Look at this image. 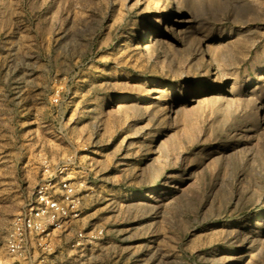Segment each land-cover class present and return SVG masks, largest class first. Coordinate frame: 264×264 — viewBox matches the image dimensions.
Segmentation results:
<instances>
[{
	"label": "rangeland",
	"instance_id": "1",
	"mask_svg": "<svg viewBox=\"0 0 264 264\" xmlns=\"http://www.w3.org/2000/svg\"><path fill=\"white\" fill-rule=\"evenodd\" d=\"M55 172L58 264H264V0H0V264Z\"/></svg>",
	"mask_w": 264,
	"mask_h": 264
},
{
	"label": "built area",
	"instance_id": "2",
	"mask_svg": "<svg viewBox=\"0 0 264 264\" xmlns=\"http://www.w3.org/2000/svg\"><path fill=\"white\" fill-rule=\"evenodd\" d=\"M56 172L13 221L5 240L9 264H58L64 260L63 243L85 251L102 239L103 231L76 228L80 193L70 179L57 181Z\"/></svg>",
	"mask_w": 264,
	"mask_h": 264
},
{
	"label": "bare ground",
	"instance_id": "3",
	"mask_svg": "<svg viewBox=\"0 0 264 264\" xmlns=\"http://www.w3.org/2000/svg\"><path fill=\"white\" fill-rule=\"evenodd\" d=\"M173 1H176V2H180V0H173ZM145 34V33H144ZM157 41V40H156ZM138 47H141V45L140 46H138ZM165 89V88H164ZM74 172V171H73ZM77 173V172H76ZM69 174H71V173H69ZM75 174V173H74ZM73 175V174H72ZM74 178V177H73ZM77 188V187H76Z\"/></svg>",
	"mask_w": 264,
	"mask_h": 264
}]
</instances>
